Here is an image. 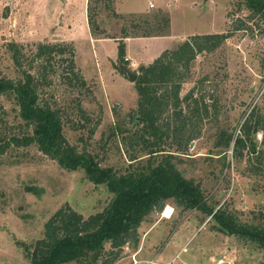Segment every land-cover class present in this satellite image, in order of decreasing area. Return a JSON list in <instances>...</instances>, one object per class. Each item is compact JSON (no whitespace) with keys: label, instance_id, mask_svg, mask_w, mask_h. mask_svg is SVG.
Masks as SVG:
<instances>
[{"label":"rangeland","instance_id":"rangeland-1","mask_svg":"<svg viewBox=\"0 0 264 264\" xmlns=\"http://www.w3.org/2000/svg\"><path fill=\"white\" fill-rule=\"evenodd\" d=\"M245 1L0 0V77L23 78L25 70L37 79L47 75L41 100L59 111L65 136L79 151L91 153L102 166L120 174L156 166L171 156L182 175L201 185L204 202L215 212L224 210L235 229L260 230L264 131L253 134L257 151H263L262 163L258 153L246 149L238 158L234 149L240 125L252 110L261 114L264 124V16L249 10ZM90 4L97 6L95 25L89 23ZM163 15H168L170 27L160 31ZM145 33L161 38L148 47L135 43L129 53L125 36ZM206 34L224 38L190 62L180 105L176 107L171 97L159 122L168 121L171 128L164 125L165 133L158 136L143 133L136 122L140 118L136 80L117 67L123 64L120 43L126 45L125 59L130 54L138 57L137 67L130 61L126 66L139 73L141 65ZM42 44L56 50L50 53L51 62L37 58ZM14 47L20 51V65L14 60ZM28 132L32 128L19 116V106L2 95L0 137ZM229 134L234 139L225 147L222 138ZM113 196L106 184L89 180L84 169L62 167L36 144L11 145L0 153V264H32L31 251L59 209L71 207L88 218L101 212ZM167 206L173 208L170 217L163 215ZM213 214L169 199L143 220L138 245L126 244L113 264H220L221 258L235 264H264L261 240L231 233ZM105 250H112L111 242L105 243ZM89 262L90 258L82 259Z\"/></svg>","mask_w":264,"mask_h":264},{"label":"trees","instance_id":"trees-1","mask_svg":"<svg viewBox=\"0 0 264 264\" xmlns=\"http://www.w3.org/2000/svg\"><path fill=\"white\" fill-rule=\"evenodd\" d=\"M245 3L249 10L264 16V0H246ZM88 10L89 23L94 24L97 6L90 4ZM162 19L163 25L157 28L165 31L170 27V19L168 15H163ZM142 35L153 36L152 33ZM223 38L224 36L220 34H206L200 41H185L177 49L162 53L152 63L140 66L136 79L140 118L135 116V120L138 118L136 122L142 124L143 133L158 136L165 133L164 125L171 128L170 122L167 121L164 125H159V122L170 106L171 97L175 99L176 107L180 105L182 99L179 94L183 80L188 76L190 62L197 53L219 45ZM13 51L15 62L22 64L20 51L17 47H14ZM53 51L56 50L51 45L42 44L37 58L51 62L53 55L50 53ZM125 51L126 45L122 41L119 56L122 63L128 65L126 62L128 60L124 58ZM70 60V66L73 67L74 59ZM117 67L121 70L119 65ZM183 67L185 70L181 71ZM121 71L125 73L124 70ZM43 73L45 74V71ZM73 75L78 77L77 73ZM46 77L37 79L26 70L23 78L0 77V97L6 95L13 99L19 106V116L25 121L26 127L32 128V133L28 132L21 137L13 136L10 139L0 137V153H5L14 144L17 146L36 144L41 151L56 159L62 167L70 171L84 169L89 180L96 185L106 184L114 196L101 212L88 218H84L71 207L59 209L47 221L45 236L38 240L31 251L32 264H67L71 261H75L76 264H96L106 254L108 256L102 264H113L120 258L126 244L133 242L134 246L138 245V230L143 220L152 211L164 208L169 199H175L178 204L187 208H202L214 213L213 217L231 233L247 234L255 239L259 238L252 236L251 233L264 236V228L260 230L238 228L239 231H236L237 226L224 210L218 209L215 212L214 208H210L204 202L201 185L182 175L169 159L171 156H167L156 166H145L138 171L120 174L111 166H102L91 153L79 151L67 140L59 111L41 100L40 89L48 84ZM82 83L85 84V81ZM161 88L165 89L160 92ZM185 124L186 121L180 127H184ZM259 131H264L262 116L252 110L240 125V134L235 138L236 157L242 158L243 151L249 149L251 153H258L257 159L262 163L263 151H257V144L253 140V134ZM233 139V134L223 137L225 147H230ZM132 159L136 160L137 156H132ZM259 240L264 243L263 239ZM106 242H111L112 250H105ZM86 258H90L91 262L82 263V259Z\"/></svg>","mask_w":264,"mask_h":264},{"label":"crops","instance_id":"crops-1","mask_svg":"<svg viewBox=\"0 0 264 264\" xmlns=\"http://www.w3.org/2000/svg\"><path fill=\"white\" fill-rule=\"evenodd\" d=\"M160 38L161 37H159V36H143V35L132 36V35H129L124 40L126 41L127 50L130 53V49L134 48L135 43H140V44L144 45L143 47H145V46L148 47L149 45H152V44L156 43L157 41H159ZM96 43L98 44V42H96ZM115 45H116V42H115ZM143 47L138 52H141V50H143ZM156 56H154V57H156ZM127 57H128V61H130L131 66L137 67L139 65L138 64L139 59H137L138 57H135L132 54H130V56H127ZM148 261H150V260H148Z\"/></svg>","mask_w":264,"mask_h":264},{"label":"water","instance_id":"water-1","mask_svg":"<svg viewBox=\"0 0 264 264\" xmlns=\"http://www.w3.org/2000/svg\"><path fill=\"white\" fill-rule=\"evenodd\" d=\"M120 68H121V70H124L126 72V74L128 75L130 80L135 81L137 79L138 72H136L132 68H130V67L124 65V64H121ZM236 231H239V230L236 229ZM251 235L254 236V237H257L259 239H263L264 240V236H261L259 234L251 233Z\"/></svg>","mask_w":264,"mask_h":264},{"label":"bare ground","instance_id":"bare-ground-1","mask_svg":"<svg viewBox=\"0 0 264 264\" xmlns=\"http://www.w3.org/2000/svg\"><path fill=\"white\" fill-rule=\"evenodd\" d=\"M173 213V208L171 206H167V208H165L164 210V216L165 217H170Z\"/></svg>","mask_w":264,"mask_h":264},{"label":"built area","instance_id":"built-area-1","mask_svg":"<svg viewBox=\"0 0 264 264\" xmlns=\"http://www.w3.org/2000/svg\"><path fill=\"white\" fill-rule=\"evenodd\" d=\"M150 6L153 7L154 4L151 3ZM126 60H128V58H126ZM219 263H220V264H235V263L232 262V261H226L224 258H221V259L219 260Z\"/></svg>","mask_w":264,"mask_h":264}]
</instances>
